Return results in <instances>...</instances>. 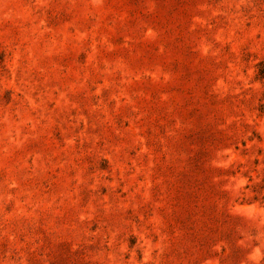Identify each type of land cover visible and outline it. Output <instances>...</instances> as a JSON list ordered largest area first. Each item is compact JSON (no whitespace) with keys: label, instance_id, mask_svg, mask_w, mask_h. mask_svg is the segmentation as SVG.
<instances>
[{"label":"rangeland","instance_id":"1","mask_svg":"<svg viewBox=\"0 0 264 264\" xmlns=\"http://www.w3.org/2000/svg\"><path fill=\"white\" fill-rule=\"evenodd\" d=\"M0 264H264V0H0Z\"/></svg>","mask_w":264,"mask_h":264}]
</instances>
